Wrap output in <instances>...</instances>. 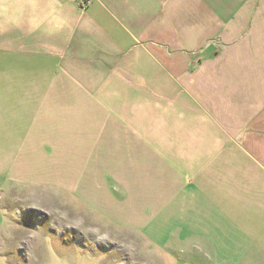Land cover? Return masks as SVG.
Returning <instances> with one entry per match:
<instances>
[{"label":"crops","instance_id":"crops-1","mask_svg":"<svg viewBox=\"0 0 264 264\" xmlns=\"http://www.w3.org/2000/svg\"><path fill=\"white\" fill-rule=\"evenodd\" d=\"M0 133L1 175L150 192L192 261L264 264V0H0Z\"/></svg>","mask_w":264,"mask_h":264},{"label":"rangeland","instance_id":"rangeland-1","mask_svg":"<svg viewBox=\"0 0 264 264\" xmlns=\"http://www.w3.org/2000/svg\"><path fill=\"white\" fill-rule=\"evenodd\" d=\"M4 146L0 170L8 171ZM56 175L33 164L28 176L36 180L0 174V264H197V255L192 261V254H182L194 252L193 239H179L177 217L170 216L176 208L140 206L146 202L139 199L151 202L150 192L130 197L110 183L103 190L100 184L69 190ZM199 255L207 263L209 255Z\"/></svg>","mask_w":264,"mask_h":264}]
</instances>
